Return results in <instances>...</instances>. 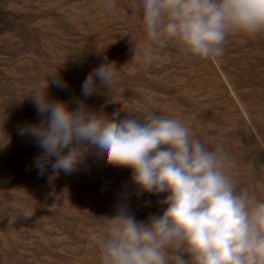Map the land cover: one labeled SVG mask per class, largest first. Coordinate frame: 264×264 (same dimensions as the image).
Instances as JSON below:
<instances>
[{"label": "rangeland", "instance_id": "374dc122", "mask_svg": "<svg viewBox=\"0 0 264 264\" xmlns=\"http://www.w3.org/2000/svg\"><path fill=\"white\" fill-rule=\"evenodd\" d=\"M115 4L107 12L102 0H0V128L9 138L0 149V264H99L94 240L103 217L114 216L121 203L138 221L167 207L168 193L141 192L130 168L87 155L74 173L50 179L49 165L39 174L41 149L19 130L41 121L32 93L43 91L56 71L67 87L50 82L49 99L73 108L83 101L101 122L142 120L150 112L177 118L211 149L232 155L238 189L264 198V35H230L215 63L186 57L171 43L159 50V62L145 65L137 53L146 34L126 0ZM101 64L113 90L82 96L85 78ZM24 190L36 208L27 220L16 219L20 201L10 194Z\"/></svg>", "mask_w": 264, "mask_h": 264}, {"label": "clouds", "instance_id": "9594fccd", "mask_svg": "<svg viewBox=\"0 0 264 264\" xmlns=\"http://www.w3.org/2000/svg\"><path fill=\"white\" fill-rule=\"evenodd\" d=\"M102 6L112 12L115 0H102ZM126 6L147 37L137 53L145 65L159 62V50L171 43L186 57L215 63L230 35H264V0H126ZM56 73L43 91L32 93L41 121L19 130L41 149L35 160L39 174L49 165L50 179L61 171L74 173L87 155L130 168L141 192L168 193L160 215L138 221L121 203L114 216L102 218L103 229L94 240L99 264H264V198L238 189L232 175L237 164L229 152L211 149L177 118L150 112L142 120L107 117L101 122L83 101L73 108L70 101L49 99L50 82L67 87ZM110 77L105 65L94 68L81 86L82 96L109 94ZM8 143L4 133L0 149ZM10 194L20 201L16 219H30L36 210L33 197L26 190ZM60 196L66 205V187Z\"/></svg>", "mask_w": 264, "mask_h": 264}]
</instances>
